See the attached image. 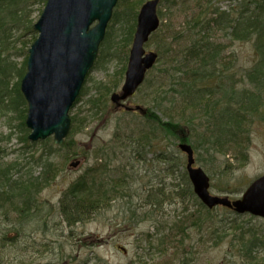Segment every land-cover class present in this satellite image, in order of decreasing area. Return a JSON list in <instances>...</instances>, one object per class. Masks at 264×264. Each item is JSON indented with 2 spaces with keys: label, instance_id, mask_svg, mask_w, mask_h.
<instances>
[{
  "label": "rangeland",
  "instance_id": "rangeland-1",
  "mask_svg": "<svg viewBox=\"0 0 264 264\" xmlns=\"http://www.w3.org/2000/svg\"><path fill=\"white\" fill-rule=\"evenodd\" d=\"M200 1L176 0L175 7L162 4L166 14L164 21L145 46V50L156 53L158 59L136 95L126 104L123 102L124 106L117 107L111 98L122 92L137 27V16L126 27L120 23L122 19L128 21L133 13L119 1L113 15H121L120 22L114 23L113 17L108 26L110 48L108 46L106 53L100 59L98 57L86 79L84 94L71 113L72 120L80 119L73 125L76 131L72 133V128L69 133L73 141L69 142L68 138L65 142L69 146L72 143V147H65L51 160L56 166L53 174L57 178L48 187L38 190L35 199L39 209L22 224H17L16 213L10 212V219L0 213L2 264H264L262 219L238 215L221 205L209 209L199 198L183 204L181 199L169 197L176 186L184 183V173L189 179L188 154L180 148L179 138H183L194 151V168L202 170L210 179L212 196L240 198L251 181L264 176V115H258L256 111L251 115L250 123L245 124L246 149H240V141H236L208 152L207 148L197 151V146L216 137L215 119L220 118L217 111L197 112V119L192 118L194 125L180 121V129L170 134L152 119H147L146 114L135 110L136 106L147 109L164 123L179 120L181 112L186 111L182 94L196 82L201 104H207L210 96L213 100L208 109L221 101L219 110L226 113L229 103L245 98L244 95L264 99L263 91L250 88L245 81L257 60L253 40H232L218 31L216 39L212 40L222 48V56L219 71L211 69L219 76L205 75V70L200 72L202 75L194 76L190 71L193 61H187L192 56H188L186 50L198 34L197 28L193 32L188 28L192 22L190 18L197 16L198 11H206L205 6L199 9ZM240 1L213 0L215 7L212 4V10L226 11ZM45 6L46 0L0 4V20H6L5 37L8 36L9 43L1 54L14 68L6 80L9 90L20 81L18 74L34 38L38 37L30 30L44 13ZM141 6L136 8V13ZM21 14L23 17L17 18ZM162 32L165 33L163 40L160 38ZM162 47L164 54L159 56ZM186 72L189 74L184 76ZM185 77L186 81L181 79ZM225 93L226 98L223 97ZM20 111L0 108L3 165L22 158L27 152L22 151ZM200 141L202 143L198 144ZM40 150L38 147L37 153ZM238 154L243 156V163ZM24 158L30 161L31 157ZM98 166L105 169L102 180L107 187L118 180L123 182L119 187L120 197L90 221L69 227L56 211L62 194L88 169ZM27 169L34 171V176L39 175L38 168L29 166ZM161 185L166 197L155 194ZM149 198L162 203L150 204ZM197 220L202 221L197 224ZM177 221L179 226L187 222L186 236L179 233V227L175 229ZM194 223L197 224L195 228ZM248 247L253 251L247 255L257 256H252L256 260L248 256L245 260L243 255L248 253Z\"/></svg>",
  "mask_w": 264,
  "mask_h": 264
},
{
  "label": "trees",
  "instance_id": "trees-1",
  "mask_svg": "<svg viewBox=\"0 0 264 264\" xmlns=\"http://www.w3.org/2000/svg\"><path fill=\"white\" fill-rule=\"evenodd\" d=\"M22 1L23 0H0V4L18 5L22 3ZM146 1L147 0H132L131 2L130 0V3H127V0H121V3H124L127 9H129L128 11L132 12L133 14L129 17L128 21L126 19H122L121 22V15L115 14V16H113L114 23L120 22L123 24V27H126L127 23L133 21L135 19L134 17L137 16L138 13L135 12L136 8ZM212 1L213 0H201L200 3L198 2L199 9H201V7L203 9L205 6L206 11L202 13H199L198 11L197 16L195 15L193 18H190L192 22L190 23L191 26L188 28V30L193 32L197 28L198 34L197 38L191 39L193 43L190 41L186 50V52L188 51L187 55L192 56L189 59L194 58L193 60L187 59V61H193L190 71L194 73V76L202 75L200 72L203 70L206 71V73H204L205 75L214 74L219 76V74L214 73L216 71H213L216 69L219 71L218 68L220 64V57L222 56V48L213 41L216 39L218 31L224 33L232 40H253L256 51L255 53L257 54V60L253 68L249 71L247 77H245V81L250 88L260 89L259 91L264 92V0H241L237 5L226 11H213ZM176 3V0H161L159 16L162 20H164V16H166L162 4L172 5L175 7ZM172 6H168V8ZM22 14L24 13L22 12ZM22 17L23 15L17 18L21 19ZM164 27L166 28V26ZM130 29L132 32L131 27ZM6 31V20L3 18L0 20V108L10 111H19V109H21L19 113H21V117L23 116V119L26 113L25 108H23L24 99L19 91V83L16 84L14 89H11L10 91L7 89L8 81L6 80L12 74L14 68L11 63H8L7 60L2 57L3 54H1L3 50H7V47L5 46L9 45V43H7L8 36L5 37ZM31 31L33 34V29H31L30 32ZM108 33H110V35H106L107 37L101 46V54L99 59L104 53H106L105 51L109 46L111 31L109 30ZM202 33L204 34L202 35ZM164 35L165 33L162 32L160 34V38L162 39ZM35 39L36 37L34 40ZM196 39L197 41H195ZM163 54L162 47L159 52V56ZM160 60H162V58ZM195 62H197V65H195ZM211 68H213V70ZM208 69H210L209 73L207 72ZM188 74L189 73L186 72L184 73V76H187ZM18 75L21 78L23 76V71H20ZM166 78L168 79L167 76ZM181 79L186 81V77ZM188 86L189 84L185 86V89ZM191 87L192 88L190 90H185V92L182 94L183 103L186 107L184 110L186 111L181 112L179 120L171 119L169 123H164L159 117H155L154 114L150 112L148 118L152 119L153 123L160 126L163 130H167L170 134H172L176 133L180 129V121L194 125V119L192 118L195 117V119H197V112H209L211 110H213V112L217 111L219 113L218 117L220 118H213L217 121L216 126H214L216 137H212V140L209 139L203 143L200 141L198 144H202L200 147L197 146V151L200 148H203L206 151L205 148H207L208 152H211L214 147L216 149V147H222L228 143L232 144L236 141L242 142H239L238 145L240 149H246L247 139L244 133L245 127L248 123H250V117L254 112L257 111L259 112L258 115H264V99L257 100L253 96H247L243 94L245 98H238L236 99L237 101H234V103H229L225 113L219 110L222 106L221 101L214 105L213 109H208L213 104L211 96L210 100L207 101V104H201V101L199 98H197V82L193 83ZM232 88H234V84L232 85ZM207 93L210 94V91H207ZM83 94L84 93L81 94L75 105L80 102ZM231 94L234 93L232 92ZM247 94L249 95V93ZM225 95H227V93L223 95L224 98H226ZM247 112L249 113L248 116ZM187 113L188 115L186 116ZM79 122L80 119H73L72 128L73 125L75 126V123ZM21 127H23L22 133L24 135V139H21L24 140L22 142L24 143L23 150H26L28 154H31L33 163H41L40 167L42 168V172L36 177L33 175L34 173L31 170L25 172L27 167L23 165L21 158H17L16 161L4 165L2 164L0 158V213L6 219H10V215H8L10 212L16 213L15 219L17 220V224H22L31 218V216H33V212H36V210L39 209V207L37 208L38 205L36 204L35 199L36 193L41 187H48L51 185L57 178L55 174H53L55 173L56 166H53L51 160L56 157L58 152L63 150L65 147H72V143L70 146L69 144H64L63 147H56L51 140L31 145L27 138V128L24 121L22 122ZM75 131L76 130L73 128L72 133ZM71 137L72 135L70 134L68 137L70 138L69 142L73 141ZM247 138L249 139L248 136ZM179 140L181 143H187V139L179 138ZM38 147L41 150L37 153ZM35 155L38 156L36 157L38 159L35 158ZM238 155L240 157V162L243 163V156L240 154ZM102 170L105 169L102 167L100 168L99 166L93 169H88L83 175L78 177L77 180L71 184L69 189H67L62 194L59 204L56 207V211L62 215V221L67 223L69 227H73L78 223L85 222L88 219L90 221L95 214L106 209L116 197H120L121 190L119 187L123 185V182L118 180L116 182L110 183L109 187H107L106 182L102 180V174L104 173ZM182 182L184 183L176 186L174 190L170 192L169 197H172V199H181L183 204L189 202L190 200H197L198 198L191 186V182L185 173L183 174ZM155 194L157 197L162 195L166 197V191H164V187L162 185ZM149 203L156 205L161 204L162 201L157 199L151 200L149 198ZM202 220H204V218H202ZM202 220H197V224ZM179 223V221L175 222V229L179 227V233L184 237L186 236V228H188L186 227L187 222L184 221L183 225L180 226L178 225ZM197 224H193L194 228L197 226ZM0 241L2 243L3 240ZM252 245L254 244H251L250 246ZM263 247L264 245L261 246V248ZM251 251L253 250L248 247V253L245 254L246 256L243 255L246 261L248 257L256 260V258L253 257L257 256L252 255V257L247 255ZM244 252L245 251H243V253Z\"/></svg>",
  "mask_w": 264,
  "mask_h": 264
},
{
  "label": "water",
  "instance_id": "water-1",
  "mask_svg": "<svg viewBox=\"0 0 264 264\" xmlns=\"http://www.w3.org/2000/svg\"><path fill=\"white\" fill-rule=\"evenodd\" d=\"M118 2L47 1L44 13L34 27L39 37L29 50L27 73L21 82L28 104L26 124L32 132L29 136L32 142L53 137L56 145L64 144L72 125L70 112L98 58ZM159 2L151 0L139 12L125 83L121 94L112 96L114 104L119 105L120 101L136 93L158 59L156 53H146L145 45L160 26ZM181 149L188 154V172L195 191L208 208L221 205L235 208L237 213L249 212L264 218V176L244 193L241 200L232 202L227 197L216 198L209 192V178L202 170L193 168L192 148L182 145Z\"/></svg>",
  "mask_w": 264,
  "mask_h": 264
},
{
  "label": "bare ground",
  "instance_id": "bare-ground-1",
  "mask_svg": "<svg viewBox=\"0 0 264 264\" xmlns=\"http://www.w3.org/2000/svg\"><path fill=\"white\" fill-rule=\"evenodd\" d=\"M106 37H107V36H105V39H106ZM105 39H104V40H105ZM19 88H21V86H19ZM71 121H72V116H71ZM176 124H177V123H176ZM261 177H262V176H261ZM261 177L255 179L254 181H251L247 188L250 189L252 186H254V185L257 183V181H258L259 179H261ZM237 193L239 194L240 192H237ZM244 193H246V191H244L243 193H241L240 196L244 195ZM213 197L219 198L220 196H213ZM215 207L217 208L218 205H216ZM223 208H224V207H223Z\"/></svg>",
  "mask_w": 264,
  "mask_h": 264
}]
</instances>
